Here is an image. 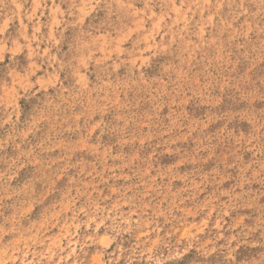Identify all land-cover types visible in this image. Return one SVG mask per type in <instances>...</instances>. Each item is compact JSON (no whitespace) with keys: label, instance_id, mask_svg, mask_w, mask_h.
Masks as SVG:
<instances>
[{"label":"rangeland","instance_id":"rangeland-1","mask_svg":"<svg viewBox=\"0 0 264 264\" xmlns=\"http://www.w3.org/2000/svg\"><path fill=\"white\" fill-rule=\"evenodd\" d=\"M0 264H264V0H0Z\"/></svg>","mask_w":264,"mask_h":264}]
</instances>
